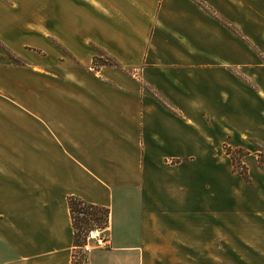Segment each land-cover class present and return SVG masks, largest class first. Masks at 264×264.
Here are the masks:
<instances>
[{"label": "crops", "instance_id": "crops-1", "mask_svg": "<svg viewBox=\"0 0 264 264\" xmlns=\"http://www.w3.org/2000/svg\"><path fill=\"white\" fill-rule=\"evenodd\" d=\"M255 3L0 0V45L18 60L0 49V264H71L68 196L108 211L109 246L82 264H163L161 250L191 248L205 250L200 264H264L254 152L241 157L252 223L233 227L231 240L217 207L224 168L220 180L206 173L222 164L213 153L223 141L264 152ZM104 56L111 62L91 63ZM198 179L214 208L160 207L162 183L184 182L187 195Z\"/></svg>", "mask_w": 264, "mask_h": 264}, {"label": "rangeland", "instance_id": "rangeland-1", "mask_svg": "<svg viewBox=\"0 0 264 264\" xmlns=\"http://www.w3.org/2000/svg\"><path fill=\"white\" fill-rule=\"evenodd\" d=\"M261 0H256L255 3V11H252V15L254 14L257 18H263L264 15V6L263 3H260ZM264 2V0H263ZM243 19V16H241V20ZM242 24V23H241ZM226 25V22H225ZM242 28V26H241ZM242 35V31H241ZM242 43L245 45H253L254 44L248 39L247 36H239ZM1 53L3 55H6L5 57L14 62H18L17 59L13 58V56L5 49L4 46L0 45ZM100 61H107L111 62V60L108 57H102L97 60H95V63H99ZM106 62V63H107ZM32 112H38V106L33 107L31 109ZM220 152L219 153H213L214 156H217L219 161L222 164L214 165L211 163L208 165V169L206 171L207 174L209 172L215 171L217 174V178L220 177L223 179V176L221 175L224 168V190L223 194H220L221 196V202L222 206L218 209L223 214V218L221 221V224L224 228L223 233V239L225 240H231L232 239V233L230 230L233 227L237 226H243L247 225L249 223H252L249 215H248V204L246 199V193H247V185L250 181L249 179V173L247 166L245 163H243L241 157L248 153V151H253V155H255L256 160V166L258 172L260 175L264 174V152H262V149L251 142H246L245 145L248 147H240V146H234L233 143L226 141H223L220 144ZM195 155V154H194ZM253 155L248 156V158H251ZM207 154H202L201 158L203 160V164L207 160L206 157ZM200 157L196 158L195 162H199ZM205 170V167H204ZM200 182H202L200 179L194 181L195 184L187 185L188 194L186 195L185 185L184 182L176 181L174 182H164L162 183V186L160 188V207L162 204L165 208L169 209H177L182 212L188 213V211H193L195 209H201L204 210V208L207 206L208 209L214 208L215 203H217L216 198L213 199L212 197H209L208 194H211V189L208 192H205V190L202 188L200 190ZM191 190V197L189 198V192ZM243 191L244 194L242 195L243 199H240L239 193L236 192ZM174 192L175 197L173 198L172 194ZM238 200V202H235L232 200L231 197H233ZM170 198V199H168ZM241 200V201H240ZM263 197L261 194L257 193V198L254 201L257 207H259L262 204ZM262 208V207H261ZM196 211V210H195ZM193 219V226L195 228H201V222L200 218H192ZM220 219V218H219ZM255 222L257 224H262L263 222L261 220L256 219ZM203 227V226H202ZM228 231V232H227ZM202 252L205 253V250H202L200 248H191L186 250H161V254H163V264H200V256H202ZM210 250H208L209 254Z\"/></svg>", "mask_w": 264, "mask_h": 264}, {"label": "trees", "instance_id": "trees-1", "mask_svg": "<svg viewBox=\"0 0 264 264\" xmlns=\"http://www.w3.org/2000/svg\"><path fill=\"white\" fill-rule=\"evenodd\" d=\"M99 58L93 57L91 63L95 64V60ZM107 62V61H106ZM100 61L99 63H106ZM110 63V62H107ZM67 206L72 226V244H79L82 233L90 226L103 228L107 222V208L85 203L75 196L67 197ZM78 213H81L79 215Z\"/></svg>", "mask_w": 264, "mask_h": 264}, {"label": "built area", "instance_id": "built-area-1", "mask_svg": "<svg viewBox=\"0 0 264 264\" xmlns=\"http://www.w3.org/2000/svg\"><path fill=\"white\" fill-rule=\"evenodd\" d=\"M81 215V213H78ZM109 246V239L103 228L90 226L81 235L79 244L73 246L71 253V264H82L88 252L95 248H106Z\"/></svg>", "mask_w": 264, "mask_h": 264}]
</instances>
